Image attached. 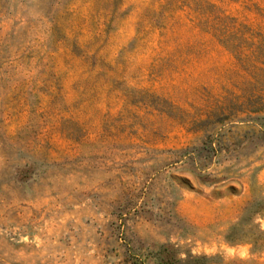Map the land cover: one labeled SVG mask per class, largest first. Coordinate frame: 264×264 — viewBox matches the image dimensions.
I'll list each match as a JSON object with an SVG mask.
<instances>
[{
  "label": "rangeland",
  "instance_id": "1",
  "mask_svg": "<svg viewBox=\"0 0 264 264\" xmlns=\"http://www.w3.org/2000/svg\"><path fill=\"white\" fill-rule=\"evenodd\" d=\"M0 264H264V0H0Z\"/></svg>",
  "mask_w": 264,
  "mask_h": 264
}]
</instances>
